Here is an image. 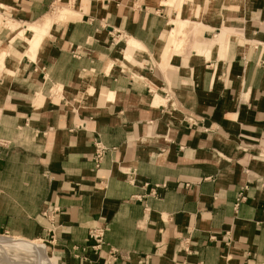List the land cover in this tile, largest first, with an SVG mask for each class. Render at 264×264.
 Masks as SVG:
<instances>
[{
	"label": "crops",
	"instance_id": "obj_1",
	"mask_svg": "<svg viewBox=\"0 0 264 264\" xmlns=\"http://www.w3.org/2000/svg\"><path fill=\"white\" fill-rule=\"evenodd\" d=\"M0 7V235L55 264H264V0Z\"/></svg>",
	"mask_w": 264,
	"mask_h": 264
},
{
	"label": "bare ground",
	"instance_id": "obj_2",
	"mask_svg": "<svg viewBox=\"0 0 264 264\" xmlns=\"http://www.w3.org/2000/svg\"><path fill=\"white\" fill-rule=\"evenodd\" d=\"M72 14L73 11L67 8L56 9L54 14L52 13V15L45 16L41 22L27 24L25 28L26 30L31 32V37L29 36L30 38L27 39L29 53H35L34 50L38 46L40 40H42V37L48 34V32L55 23H63V21L66 20ZM182 27L183 26L179 28L178 33L172 32L173 35H182ZM23 33L24 30H21L20 35L23 36ZM128 43L129 46H139V44H137V42L133 40H129ZM155 103H157V99ZM0 264L55 263L52 260L50 252H48L46 250V247L41 243L37 244V242H32L21 238H10L0 236Z\"/></svg>",
	"mask_w": 264,
	"mask_h": 264
},
{
	"label": "built area",
	"instance_id": "obj_3",
	"mask_svg": "<svg viewBox=\"0 0 264 264\" xmlns=\"http://www.w3.org/2000/svg\"><path fill=\"white\" fill-rule=\"evenodd\" d=\"M105 151H106V149L103 146H100L97 144L95 145V151H94L93 159H94L96 166H98V164L100 163L102 156H103ZM151 195H155V193L151 192ZM241 200H242V197L239 198L237 200V202L235 203V205H234L235 211L237 210L238 204ZM105 232H106V228H94V229L89 231L88 240L93 242V244H94L93 248L95 250H97L101 247V245L103 243Z\"/></svg>",
	"mask_w": 264,
	"mask_h": 264
},
{
	"label": "rangeland",
	"instance_id": "obj_4",
	"mask_svg": "<svg viewBox=\"0 0 264 264\" xmlns=\"http://www.w3.org/2000/svg\"><path fill=\"white\" fill-rule=\"evenodd\" d=\"M1 8V7H0ZM1 10V9H0ZM55 11H56V9L53 11V14L55 13ZM48 15H52V12H51V14H48ZM39 22H41V21H39ZM0 24H3V22H2V17L0 16ZM9 24H11L10 22H6L5 23V26H7V27H10V25ZM11 28V27H10ZM47 36V35H46ZM46 36H44V37H42V40H40V42H39V44H38V46L35 48V50H34V52H36L37 51V49L41 46V44H42V42L45 40V37ZM0 236H5V237H8V236H6V235H0ZM9 237H13V236H9ZM36 242H39V243H41V244H44L45 245V247L47 246V248H49V250L51 251V249H50V246L48 245V243L46 242V240L45 239H41V238H39V239H37V240H35ZM39 243H37V244H39ZM47 248H46V250H47ZM48 251V250H47ZM52 252V251H51Z\"/></svg>",
	"mask_w": 264,
	"mask_h": 264
}]
</instances>
